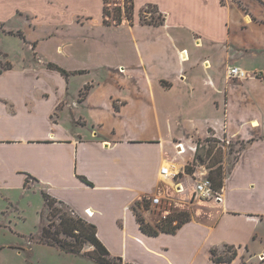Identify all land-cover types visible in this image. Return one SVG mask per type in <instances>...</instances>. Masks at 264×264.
Wrapping results in <instances>:
<instances>
[{"label":"crops","instance_id":"crops-1","mask_svg":"<svg viewBox=\"0 0 264 264\" xmlns=\"http://www.w3.org/2000/svg\"><path fill=\"white\" fill-rule=\"evenodd\" d=\"M17 1L14 6L0 0V8H17V15L36 27L46 17L53 21L49 24L55 30L48 38L60 36L65 42L58 45L59 52L73 40H88L84 27L100 32L126 27L143 61L140 79L126 87L148 95L109 96L103 80L94 79L87 67L66 69L50 62L16 68L11 62L0 70V200H12L15 191L46 192L72 217L94 225L107 251L102 263L82 251L74 254L36 242L57 251L62 261H35L34 254L22 257L25 248L19 244H0V264H235L240 259L247 264L256 255L264 259V113H239L251 100L260 109L261 101L250 99L248 92L264 87V48L235 47L229 28L233 8L220 0H134V23L107 26L104 0ZM148 4L164 14L162 26L141 23L140 10ZM243 21L247 26L255 22L246 15ZM12 32L5 35L27 40L25 33ZM215 45L223 48L219 62L210 59ZM49 64L83 73L63 76ZM231 67L248 77L228 79ZM118 70L137 78L127 67ZM74 78L82 83L77 97H70ZM233 87L241 88L240 102L231 97ZM82 92L86 96L81 100ZM208 137L242 147L233 163H224L222 203L191 197L207 173L189 174L187 168L194 167L196 140ZM164 167L171 177L162 175ZM164 194L177 200L170 218L186 216L175 233L160 231L158 224L166 222L148 200ZM143 223L159 234L144 233ZM226 247L237 252L236 259L216 262L213 251L225 258L218 253ZM8 249L12 255L5 254ZM245 252L253 255L243 258Z\"/></svg>","mask_w":264,"mask_h":264},{"label":"rangeland","instance_id":"rangeland-1","mask_svg":"<svg viewBox=\"0 0 264 264\" xmlns=\"http://www.w3.org/2000/svg\"><path fill=\"white\" fill-rule=\"evenodd\" d=\"M11 1V5L14 6L17 4L16 2H18L17 0ZM132 1L134 7H132V3L130 5L129 0H107V8L110 15L106 17L104 14V18L114 23V19L120 15L119 10L121 9L123 22L124 20H128L130 23H134L136 7L135 1ZM105 2L106 0H104V6ZM220 3L224 7L230 5V7L233 8L232 24L229 28L232 42L235 47L244 48L248 44L250 47L262 50L264 48V1L220 0ZM31 5L35 10H38L34 7L35 4ZM130 7L133 8V20L127 18V12ZM160 14L163 13L157 5L148 4L140 10L141 23L144 24V20L159 21ZM18 15L17 8L15 7H9L6 10L0 8V20L6 23L5 25L0 21V70L8 68L11 64L17 68L38 63L48 65L47 63L50 62L66 69H81L87 67L94 71L92 73L95 75L94 79L103 80V86L106 87L105 91L109 96L134 99V97L137 96L148 95L146 92H141L139 89L132 91L126 87L128 83L138 82L140 79L139 72H142L141 67L143 66V61L139 59L137 54L138 50L132 42L126 27H119L116 29L117 31H109L110 29H108L103 32L91 30L90 27H84L81 32L88 36V40H73L70 42L71 44L67 51L59 52L57 50L58 45H64L65 42L60 40V36L56 37V39L48 38V33L55 30L53 28L54 25L49 24L54 23L53 21L46 17L39 23L36 21L38 24V27H36V25H34L31 20L28 21L23 14L20 13V16ZM245 15L250 16L257 24L254 22L253 25L247 26L243 21ZM7 31H14L15 33L12 32L13 34H18L21 31L25 33V39L27 40L23 42L21 37L5 35ZM57 32L61 34V32L65 31L58 30ZM70 32L71 31L66 30L65 34ZM33 45L37 46V55L34 54L36 50L33 51ZM215 46L216 48L214 51L210 53V55H212L210 59L219 62L221 54L223 55V48L221 49L219 45ZM2 51L8 52L9 58L8 55ZM117 65L127 67V71H131L133 76L136 75L137 78H128L127 75L120 74ZM221 67L223 68L220 70L222 74H224L226 66L223 65ZM74 79L70 90V97H77L76 91L82 83L81 79ZM241 92V88L233 87L231 89V97L237 102H240ZM248 96L250 99L261 101L260 109L255 106V103L253 105V101L251 100L249 107L247 106L248 108H243V110L241 108L239 113H245L248 117L256 115L259 112L264 113V87L261 86L260 89L258 87H251ZM121 124L123 123L121 122ZM147 125L150 124L147 122ZM196 141L198 160L194 162V167L189 166L187 168V172H189V174L199 170L206 172L218 185L220 177L215 174L216 170L221 169V178L224 179V163H233V161L238 158V154L242 147L238 143L226 139L219 140L214 137H208L203 140L197 139ZM226 167L229 169V165H226ZM11 197L12 200H0V209H2L0 210V223L2 224V226H0V244L6 246H16L19 244V246L25 248V253L22 257L28 256L31 258L32 254H34L35 261L39 258L44 261H62L57 251H48L45 249V246L36 243L41 242L43 228L48 227L49 224L52 223L50 229L52 232L56 230V228H60V218L56 215L53 217L50 215V209L45 205L41 190L31 189L26 190V192L15 191L12 192ZM55 207L59 211L58 213H67L69 216H73L67 207L58 203L55 204ZM2 211H6L7 213L4 214ZM183 217L185 218L186 216L183 215ZM158 225L162 228L166 223ZM59 238L63 241L75 242L73 238L63 233L59 234ZM79 244L82 245L80 242ZM233 251L234 249L232 247H226L222 253L218 254H223V256L227 258ZM4 252L5 254H10L14 251L8 249ZM82 252L91 258L99 256L95 246L89 242L83 244ZM252 255L253 254L250 255L245 252L243 258ZM262 260L259 259V255H256L254 258L246 260V263L264 264V259ZM114 262L116 264L118 263L116 260H114ZM240 262H242V259L238 260V262L236 261L235 264H240Z\"/></svg>","mask_w":264,"mask_h":264},{"label":"trees","instance_id":"trees-1","mask_svg":"<svg viewBox=\"0 0 264 264\" xmlns=\"http://www.w3.org/2000/svg\"><path fill=\"white\" fill-rule=\"evenodd\" d=\"M129 2H130V5L132 3V7H134L133 1L129 0ZM107 3L108 2L106 0L105 6H104V14L106 17H109L110 12H108V8H107L108 4ZM128 10H129L128 12L126 11L127 12V18L129 20H133V14H132L133 8L130 7V9H128ZM119 11H120V15L118 17H116V19H114L115 20L114 23H112L111 21L106 20L104 18V24L107 26H111V25L119 26V25H121L123 23V17L121 15L122 10L120 9ZM164 23H165V17L163 14H160L159 21L144 20V24L150 25V26H155V27L162 26ZM20 36H22V33H20ZM48 67L52 70L59 71L63 76H70V75H76V74H82L83 73V72L69 73V72L65 71L62 68H59L58 66H56L54 64H49ZM87 90H88V88H86V91ZM85 96H86V93L82 92L80 99L82 100ZM207 140H209V139H207ZM197 152H198V148H197ZM197 155L198 154L196 153L195 161L198 160ZM215 174L220 177V179H219L220 181H219L218 185L216 184L214 179L211 178V176H209V179L212 182L213 188L217 191H221V189L223 188V180H224L223 178H221V169H217ZM42 195H43L44 202H45L47 208L50 209V215L52 217L55 215L59 216V218H60L59 227L60 228H56V230H54L52 232L50 230L52 223L49 224L48 227L43 228L41 243L65 249L69 253L79 254L82 251L83 244L86 242H89V243L93 244L101 254L100 256L95 257V259H97L98 261L103 263L104 260L102 257L104 255H107V251L103 247L101 242L96 237V227L92 224H88L82 218H79V217L75 218V217L69 216L67 213H61V214L58 213L59 211L55 207V204L57 203V201L54 198H52L46 192H43ZM175 220H178V225H176V226H174ZM165 222H166V225H163L162 228H160V231L166 232V233H175L177 231V229H179V227H181V225L186 223L185 218L183 216L182 217L181 216L180 217L179 216L171 217L169 220H167ZM141 229L144 233L149 234V235L156 236L159 234L158 231L153 230L149 226H146L144 223L141 225ZM60 233H63L70 238H73L75 240V242L63 241L62 239L59 238ZM79 242L82 243V245H80ZM104 252H105V254H104ZM216 254H217V252L214 250L213 251L214 260L216 262H219V263H232V261L234 259H236V257H237L236 251H233L231 253V255L227 258H223V257L218 258V257H216Z\"/></svg>","mask_w":264,"mask_h":264},{"label":"built area","instance_id":"built-area-1","mask_svg":"<svg viewBox=\"0 0 264 264\" xmlns=\"http://www.w3.org/2000/svg\"><path fill=\"white\" fill-rule=\"evenodd\" d=\"M248 77V73L238 67H231L228 73V79H246ZM181 151L184 152L182 146H180ZM162 175L165 178L171 177L172 174L168 167H164L161 170ZM176 177V175H174ZM181 190H179L180 192ZM197 198L200 201L207 202H215L222 203L223 195L222 191H217L213 188L212 182L209 179L208 173H203L200 180H198L194 186L192 191V196ZM151 202V207L154 211L160 214L161 219L163 221H167L170 219V216L174 214L175 204L177 203L176 198L172 194H164V195H154L148 198ZM89 213V212H87Z\"/></svg>","mask_w":264,"mask_h":264},{"label":"bare ground","instance_id":"bare-ground-1","mask_svg":"<svg viewBox=\"0 0 264 264\" xmlns=\"http://www.w3.org/2000/svg\"><path fill=\"white\" fill-rule=\"evenodd\" d=\"M180 150H181V148H180ZM91 216H92V214H91ZM262 258V257H261Z\"/></svg>","mask_w":264,"mask_h":264}]
</instances>
